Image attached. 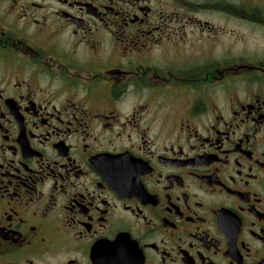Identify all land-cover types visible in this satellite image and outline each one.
<instances>
[{"label": "flooded vegetation", "instance_id": "1", "mask_svg": "<svg viewBox=\"0 0 264 264\" xmlns=\"http://www.w3.org/2000/svg\"><path fill=\"white\" fill-rule=\"evenodd\" d=\"M0 264H264V0H0Z\"/></svg>", "mask_w": 264, "mask_h": 264}]
</instances>
